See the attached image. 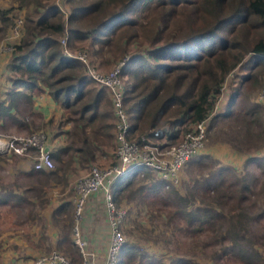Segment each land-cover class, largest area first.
Listing matches in <instances>:
<instances>
[{"label":"trees","instance_id":"trees-1","mask_svg":"<svg viewBox=\"0 0 264 264\" xmlns=\"http://www.w3.org/2000/svg\"><path fill=\"white\" fill-rule=\"evenodd\" d=\"M25 2L34 3L37 13L34 18L25 14L19 41L12 46L8 87L0 97V130L6 124L23 125L20 110L29 107L32 96L40 91H46L62 109L71 113V117L65 118L72 125L64 130L63 146L50 150L56 167L35 169L31 165L44 184L51 177H61L65 184L64 174L72 158L87 166L96 161L94 151L100 145L112 150L115 147L114 116L107 89L87 78L81 61L62 53L57 37L64 30L67 46L71 50L80 48L100 70L127 55L120 76L130 136L143 133L152 139L175 141L197 120L206 118V135L215 119L231 117L233 128L229 129L231 138L227 142L237 150L252 143L257 135L264 137V122L259 130L254 129L260 112L258 102L231 111L236 99L242 98L241 90L258 87L261 81L258 74L264 77V0H62L68 10L65 20L54 0ZM149 5L159 11L142 21L140 13ZM140 37L144 41L138 43ZM234 68L240 70L235 73L239 79L235 84H227L217 112L212 113L220 84ZM1 132L5 134V130ZM0 160L5 162L2 156ZM1 173L0 164V208H15L11 199L25 197L23 193L16 196L6 184L8 178ZM149 173L152 174L139 167L116 178L110 186L113 202L117 204L133 182L147 181ZM152 175L155 180L143 185L160 189L164 182ZM236 207L226 219L211 210L205 217L190 210L184 214L190 223L224 219L217 224L214 242L220 247L210 251L212 259L225 257L240 264H264V233H254L249 222L255 217ZM71 208L69 199L62 201L58 209L63 212L54 219L59 230L60 252L72 264H78L81 255L72 242ZM135 256V247L123 243L115 264H131Z\"/></svg>","mask_w":264,"mask_h":264},{"label":"rangeland","instance_id":"rangeland-1","mask_svg":"<svg viewBox=\"0 0 264 264\" xmlns=\"http://www.w3.org/2000/svg\"><path fill=\"white\" fill-rule=\"evenodd\" d=\"M16 4L14 1V5L8 9L10 11L9 18L12 21L21 18L23 22V14L17 13L18 11L15 9ZM158 11L159 8L149 5L146 10L140 13L142 16H139V18L144 21L149 15H156ZM35 16L33 15V17ZM10 19L9 21L0 22V25L3 27L0 29V37L2 38L4 35L5 38L3 37V39L5 40H7L9 29L12 26ZM143 41L144 38L140 37L138 43ZM2 45L3 42L0 43V46ZM74 50H80V48L74 47ZM114 63L107 65L102 70H109ZM239 72L240 70H237V68L232 70V73ZM258 76L261 77L260 85H258L260 88L264 83V77L261 74H258ZM235 77L236 80L239 79L236 74ZM230 87L232 86H229L231 91L232 88ZM240 88H242V84ZM240 94L242 98L240 97L236 101L242 105V103H246V99H248L247 94L249 93L248 91L241 90ZM29 109L27 106H24L22 109L23 117L21 119L24 120L22 121L23 125H5L9 129L5 131L6 134L29 135L41 131L45 137L47 136V133L45 134L44 132L46 131L44 127L38 128L40 120L36 115L31 114ZM63 115L65 118L71 117V113L68 110H64ZM65 118L58 123V129L62 127L63 129H68L71 127V122H66ZM230 118L218 117L214 120L212 127L207 129L202 148L177 171L174 181L167 182L166 185L163 184L160 189H149L146 185H143L147 181L151 182L155 180L152 178L153 175L149 173L146 175L147 181L133 182L120 195L116 207L124 211L122 220L124 243L134 246L136 253V256L130 261L131 264H174L176 262L178 264H240L225 257L221 260L210 257V251H217L220 247L214 242L217 224L226 219L227 215H230L234 208H237L236 205L255 217V219H251L249 222L252 231L257 235L264 233V163L257 167L249 166L243 160L229 161L222 159L221 155L214 156L208 151L211 145L215 143L216 145L221 144V147L228 143L227 141L231 138V135L229 136V129L233 128L232 122H229ZM49 126L54 127L50 124ZM241 128L243 129V127ZM254 129L256 130V127ZM1 131L4 130H0V133L6 135ZM9 155V152L0 153V156L14 161L13 155ZM23 156L30 157L29 155H21L15 157V160H19ZM28 157L27 160H31ZM52 161L53 168H55L56 161ZM0 162L3 161L0 160ZM91 163L100 164L97 161ZM223 167L225 169H221ZM81 169L82 167L79 170ZM78 172L72 171L70 167L66 170L67 180H69L68 184H62L61 177H51L49 181L52 182V185L50 184L49 188L43 189V192L46 193L43 195L44 199L52 198L56 203H61L68 199L70 201L71 186L78 176ZM58 173L63 175L61 170H58ZM141 185H143V188H139ZM242 186H244L243 190H239ZM20 190L17 188V191L13 193L19 196L23 193ZM17 193L20 194L18 195ZM25 196L27 198H38V189L36 191L34 189L26 191ZM13 200L12 198L11 201ZM47 205L45 203L41 209L38 205L33 207L34 212L33 210L32 212L35 213L36 218L41 216L42 211L43 213L50 211L51 206ZM28 209L29 206L23 203L20 212L12 210L13 217H5L0 220V264L3 262V254L15 250L18 252L22 249L23 241L26 242L23 235L24 231L28 232L31 237L38 236L40 226L38 219L37 221L34 220V216L33 219L24 218ZM188 210L195 212L194 215H200V217L209 215L211 210V213L215 211L217 214L219 213L224 216V219L221 217L215 218L214 222L210 220V223L205 224H200L196 221L190 223L186 214H184ZM62 212L60 210L56 214L60 215ZM51 213H55V209L50 211ZM70 213L72 220H74L73 208H71ZM20 217L23 218L21 221L18 220ZM14 221L23 226V231L20 228L14 227ZM13 241L17 243L18 247L16 249H12L10 246ZM45 245V242L44 244L42 243V251L46 250ZM52 250L62 254L58 249ZM36 253L38 255V251ZM139 254H143V257H139ZM33 255L37 256L36 254ZM63 256L68 259L66 255ZM117 257L118 253L116 254V259ZM28 258L32 259L33 257L29 256ZM4 259L7 258L4 256ZM20 262L28 263L29 261L20 260Z\"/></svg>","mask_w":264,"mask_h":264},{"label":"built area","instance_id":"built-area-1","mask_svg":"<svg viewBox=\"0 0 264 264\" xmlns=\"http://www.w3.org/2000/svg\"><path fill=\"white\" fill-rule=\"evenodd\" d=\"M66 19L67 8L62 0H54ZM22 20L13 21L11 34L17 35ZM62 53L66 57L75 58L82 62L88 79L104 86L107 89L114 116L115 147L112 161L105 165L89 163L83 173L78 175L71 186L70 203L73 208L74 222L72 225V242L78 249L81 260L78 264H98L89 259L86 251V240L81 236L78 221L81 218L86 199L90 194L100 192L104 200V209L107 218L109 237L105 254L101 264H115L116 254L124 243L122 220L124 211L116 207L110 194L112 182L132 169L144 167L155 174L166 185L174 181L177 171L198 153L205 137L206 118L193 122L188 129L182 132L175 141L152 139L147 134L130 136L128 115L123 106L124 84L120 76L121 68L127 59L124 55L116 61L109 70L103 71L91 64L84 51L71 50L67 46V33L64 30L58 38ZM235 73L228 72L222 80L219 92L215 97L212 113L217 112L220 102L225 96L228 83L235 84ZM231 81V82H230ZM258 100L264 104V83L258 89ZM45 136L41 131L29 135L6 134L0 135V142L5 147L0 153L11 152L16 155H29L33 168L49 169L53 166L50 151L45 144ZM5 264H72L65 256L51 250L33 257L28 263L7 262Z\"/></svg>","mask_w":264,"mask_h":264},{"label":"crops","instance_id":"crops-1","mask_svg":"<svg viewBox=\"0 0 264 264\" xmlns=\"http://www.w3.org/2000/svg\"><path fill=\"white\" fill-rule=\"evenodd\" d=\"M14 1L16 4L15 9L18 11L17 13L23 14V21L25 14L29 13V18H34L33 15H36V9L34 7V3L32 2H25V0H0V22H3L5 20L9 21V15L10 11L8 9L14 5ZM21 1V2H20ZM40 10V9H38ZM8 11V12H7ZM4 12V13H3ZM11 21V19H10ZM13 24V21L11 22ZM23 22L21 23L22 26ZM10 25V24H9ZM0 29H2V26L0 25ZM19 34L20 30L17 35L11 34V29H9V36L7 40L3 39V37H0V43L3 42V45L0 46V97L3 95V91L8 87V67L9 62L11 60V50L13 44L18 43L19 41ZM6 35V34H5ZM5 38V37H4ZM4 40V41H1ZM8 43V44H6ZM259 87H256L254 89L248 90L246 103L240 104V102L237 103L234 102L231 107V111L239 110L240 108L247 107V104L258 102L260 105V112L259 117L257 120V124L255 123L254 127H256V130H259L261 128V125L264 122V104L261 103L257 98ZM239 105V106H238ZM22 107V106H21ZM24 108V106H23ZM29 110L31 114L33 113L38 117L40 120L38 123V128L44 127L46 129L45 134L47 135L45 137V144L47 145L49 151H54L55 149L63 146L64 139L66 133L64 132L65 129L59 128L58 129V123L64 120V110L62 107L57 104L46 91H40L36 95L32 96V101L29 106ZM237 108V109H236ZM13 109L10 110L12 113ZM19 113V116L23 117L22 110ZM26 116V115H25ZM27 119V118H26ZM53 125L52 126H49ZM9 126H12V124H9ZM61 126V125H60ZM59 126V127H60ZM65 127V126H64ZM7 128V129H6ZM55 128V129H54ZM6 129V130H5ZM5 131H8V127H4ZM6 134V133H5ZM257 138L254 137L252 143L244 144L245 146H242L240 149H236L235 146L231 145L230 143L224 144V146L221 144H213L211 145V148L208 149L209 152H211L214 156H220L222 159H227L231 161H239V160H248L245 164L249 166H260L264 163V137L262 135H257ZM259 137V138H258ZM244 141V140H243ZM233 143H235L233 141ZM226 145V146H225ZM114 150V149H113ZM113 150L107 147L106 145H100V147L97 148V150L94 151L95 159L100 164H105L112 160L113 158ZM219 151L221 152L219 154ZM111 155V159H110ZM59 156L61 158H64V154H60ZM14 161H11L7 158H5V162H0L2 166V173L1 175L5 178H8L6 181L7 186L11 187L12 192L17 191V188L21 189L20 191L23 192L24 199L17 198L12 201V205L15 208L12 209H6V208H0V211H2V214L0 216V220H2L5 217H13L14 214L12 210L20 212L22 210V204H26L29 206V209L27 210V213H25V219L30 218L33 219V216L35 217L34 220L40 223L39 226V233L38 236L31 237L30 234L26 231L23 232L24 238L26 240L23 241V247L18 252L12 251V252H6L3 254V262L1 264L7 263L9 260H15L16 262H20V260L24 261H30L31 258H28L29 256L35 257L33 254L38 255L45 253L47 251H50L52 249H58L59 250V230L56 227V223L54 218H58L60 215L56 214L57 212H60V204L62 203H56V201H53L52 198H46L44 199L43 195L46 194L43 192V189L45 187H50V184L52 185V182L48 181L46 184L43 183V181L39 176V173L35 170H32L31 168V160H27V157L23 156L19 160H15L17 156H13ZM24 158V159H22ZM30 159V157H28ZM234 159V160H233ZM52 160H54L52 158ZM82 167L81 170H79ZM70 168H72V171L78 172V175L83 173L86 169V165H81L78 163V160L76 157L72 158L70 162ZM262 170V169H261ZM66 177L65 183L68 184L67 180V173L64 174ZM47 185V186H43ZM52 187V186H51ZM31 189H38L39 197H29L27 198L25 196L26 191H31ZM42 194V196H40ZM42 197V198H41ZM46 203L47 206H51L50 211L55 209V213H51L50 211L47 213H41V216L36 218L33 207L38 205L40 209L42 206ZM10 203H8L7 208L9 207ZM16 206H19V208H16ZM33 210V212H32ZM62 211V210H61ZM23 218L20 217L18 220L21 221ZM14 227L20 228V230L23 231V226L20 225L17 222H13ZM79 229L81 236L86 240V251L87 256L89 259L95 261L98 264H101L106 246L107 241L109 237V230H108V224H107V218L106 213L104 209V200L101 196L100 192H96L94 194H90L88 198L85 201L84 208H83V216L79 220ZM28 234V235H27ZM32 235V234H31ZM37 237V239H36ZM45 242V248L46 250L42 251V243ZM12 249H16L17 243L16 241H13V243L10 245ZM48 246V248H47ZM36 251V252H35ZM4 256L7 259H4ZM1 258V257H0ZM27 263V262H26Z\"/></svg>","mask_w":264,"mask_h":264},{"label":"bare ground","instance_id":"bare-ground-1","mask_svg":"<svg viewBox=\"0 0 264 264\" xmlns=\"http://www.w3.org/2000/svg\"><path fill=\"white\" fill-rule=\"evenodd\" d=\"M3 147H5V142L4 141L0 142V149L3 148Z\"/></svg>","mask_w":264,"mask_h":264}]
</instances>
